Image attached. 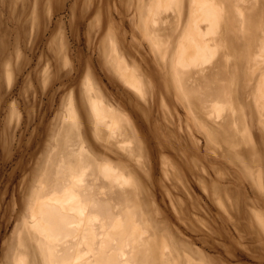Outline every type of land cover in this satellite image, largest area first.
Wrapping results in <instances>:
<instances>
[{
  "label": "rangeland",
  "instance_id": "1",
  "mask_svg": "<svg viewBox=\"0 0 264 264\" xmlns=\"http://www.w3.org/2000/svg\"><path fill=\"white\" fill-rule=\"evenodd\" d=\"M64 162L140 264H264V0H0V264Z\"/></svg>",
  "mask_w": 264,
  "mask_h": 264
},
{
  "label": "bare ground",
  "instance_id": "2",
  "mask_svg": "<svg viewBox=\"0 0 264 264\" xmlns=\"http://www.w3.org/2000/svg\"><path fill=\"white\" fill-rule=\"evenodd\" d=\"M203 9L204 15L207 14L209 9ZM208 17L212 19L210 15ZM132 78L136 79V75L133 77L132 74ZM135 81L139 86V80ZM101 112L98 108L99 115ZM65 162L61 163L62 171L58 172L50 192L39 195L35 207V214L39 215L36 221L42 233L37 234L38 245L46 264H57L55 259L60 257L63 259L60 264H140L139 245L144 235L136 220L122 216L109 199L98 197L93 189L95 185L88 180L94 173L88 164L76 166ZM97 207L107 214L103 216L100 211H94ZM114 212L116 216L111 220ZM98 227L103 231L99 232ZM99 235L101 240L96 247ZM84 245L87 249L82 252ZM26 252L23 248L22 254ZM19 264L30 263L22 258ZM32 264L40 262L33 260Z\"/></svg>",
  "mask_w": 264,
  "mask_h": 264
}]
</instances>
